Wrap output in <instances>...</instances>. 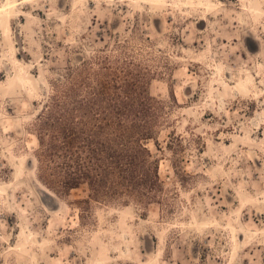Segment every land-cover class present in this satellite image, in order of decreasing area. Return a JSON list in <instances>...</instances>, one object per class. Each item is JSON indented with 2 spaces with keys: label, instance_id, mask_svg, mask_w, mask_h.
Segmentation results:
<instances>
[{
  "label": "rangeland",
  "instance_id": "obj_1",
  "mask_svg": "<svg viewBox=\"0 0 264 264\" xmlns=\"http://www.w3.org/2000/svg\"><path fill=\"white\" fill-rule=\"evenodd\" d=\"M12 15L0 264H264V0H29ZM127 96L147 111L151 179L68 187L41 140L78 103L81 127Z\"/></svg>",
  "mask_w": 264,
  "mask_h": 264
},
{
  "label": "trees",
  "instance_id": "obj_2",
  "mask_svg": "<svg viewBox=\"0 0 264 264\" xmlns=\"http://www.w3.org/2000/svg\"><path fill=\"white\" fill-rule=\"evenodd\" d=\"M103 96L104 93L99 101H103ZM127 102L128 96L125 102L116 106L118 112L111 107L104 108L105 121L99 124L96 119L87 120L81 116V127L74 119L71 121L66 117L73 112L83 113L84 105L78 103L73 111L69 109L64 119H57L55 131L58 134L53 136L54 139L45 145L44 139L41 140L49 162L61 165L56 169H61L58 173H62L68 187L75 188L87 181L98 194H107L109 186L116 192H119L117 188L136 190L151 179L146 158L148 151L142 144V139H147L144 137L149 133L145 125L138 123L146 117L147 111L140 113L134 103ZM116 114L119 115L118 122L113 121Z\"/></svg>",
  "mask_w": 264,
  "mask_h": 264
},
{
  "label": "bare ground",
  "instance_id": "obj_3",
  "mask_svg": "<svg viewBox=\"0 0 264 264\" xmlns=\"http://www.w3.org/2000/svg\"><path fill=\"white\" fill-rule=\"evenodd\" d=\"M27 2H29V0H23L22 2H19V0H9L4 7L0 8V15H4L6 18L11 19L14 9H18L21 5L26 4Z\"/></svg>",
  "mask_w": 264,
  "mask_h": 264
}]
</instances>
